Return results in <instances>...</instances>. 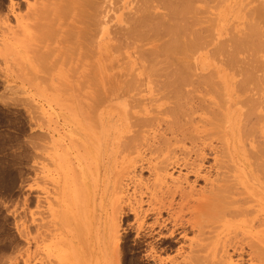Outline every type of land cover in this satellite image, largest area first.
<instances>
[{
	"label": "rangeland",
	"instance_id": "rangeland-1",
	"mask_svg": "<svg viewBox=\"0 0 264 264\" xmlns=\"http://www.w3.org/2000/svg\"><path fill=\"white\" fill-rule=\"evenodd\" d=\"M41 1L45 4L43 8H47L44 16L40 12L43 9ZM134 1L108 0L99 28L98 21L89 20L72 6L68 12L57 9L58 14L54 11L55 6L69 4L65 0H0V264H153L148 262L145 245L141 248L140 259L136 260L134 256L138 223L129 211V200L134 202V197L139 198L142 191L145 200L143 208H148L146 200L150 192L146 187L149 185L152 188L155 179L151 169L146 168L142 173L133 170L139 149V141L134 135L136 119L144 115L145 111L152 114L164 112L167 115L173 105L177 107L183 103L179 105L184 106L182 110H196L198 127L202 132L206 128L202 127L204 123L200 121L201 115L206 116L209 111L206 108H210L209 104L208 107L205 104L207 106L211 101L213 104L216 96L231 99L232 102L226 104L227 109H231L230 105L233 108L243 106L244 109L249 105L243 97L253 95H248V89L243 91L246 86L239 89L240 72L237 71L239 76L233 77L236 73L234 70H238L241 63L238 66L233 64L234 68L229 72L228 68H224V59L220 56L222 65H217L216 61L211 65L216 59V56H212V43L211 49L207 45L206 49H199L194 60V54L188 56L194 64L188 58L186 62L195 68L196 73L192 66L193 70L190 68L194 75H201V72H204L202 75H208L210 72L215 79L222 66L224 74L230 75L232 70L234 73L229 83L223 77L217 80L223 82H220V86L223 84L227 92H222L223 89L215 83L214 87H220L218 90L222 93H213V77L210 83V78L206 76H191V83L178 94L185 98L175 101L179 99L177 94L157 91L159 83L156 84L155 80L156 87L154 82L153 85L149 84V70L145 66L141 67L146 60H137V57L142 48L150 49V44L137 48L136 45L141 43H127L121 31V25L127 21H124L125 13L132 11L133 15L135 11ZM205 1L210 2V8L206 7L208 4L204 6L203 0H198L196 5L193 3V10L199 12L195 14L194 11V17L199 14V20H206V23L201 21L202 25L197 20L200 23L198 28L202 26V32L205 26L204 29L210 32L207 34L205 30L200 36L205 39L215 35L217 40L219 36L224 37L225 41L227 33L234 32L235 36L242 21V28L246 29V11L259 3V0L258 3L256 0ZM212 4L217 7L214 9ZM200 11H206L209 17ZM188 13L190 17L191 12L190 15ZM131 16L126 15L127 18ZM124 25L127 26L126 23ZM244 30L239 32L243 34ZM236 35L238 37V33ZM215 42L218 43L216 39ZM248 53L245 51L242 55L246 57ZM250 53L248 56H251ZM242 55L239 53L238 57L241 59ZM208 56L215 59L212 61ZM257 63L260 62L256 60ZM256 64L253 65L259 67L261 63ZM246 68H243L245 72L249 70ZM255 71H248L251 74H247H258ZM244 78L242 76V82ZM237 82H240L239 86ZM248 82L252 83L250 79ZM263 83L262 79L255 83L259 88L251 89L253 94L257 93L254 96H264V93L261 94L264 91ZM152 86L156 90L151 89ZM174 96H177L176 99ZM206 99H210V102ZM235 103L236 106L233 105ZM226 106H222V110ZM212 108L214 110L215 107ZM244 109L241 107L239 110L243 112ZM249 109L257 110L255 106H248L244 110L246 114L251 113ZM257 112H261V106ZM151 134L149 131L144 132V149H147ZM216 143L219 144V141ZM190 145L189 142L186 144L187 147ZM150 156L148 150L147 157ZM157 156V153L152 154L153 164ZM212 162L210 160V164ZM170 172L173 177H178L187 171L175 167ZM195 186L200 189L204 183L197 182ZM161 187L163 185L156 190ZM120 204L123 205V213L119 211ZM120 214V238H111L108 245L111 252L116 250L119 254L109 256L106 253L105 226L108 221L114 222ZM163 218H167V213H164ZM153 219L154 216H150L148 222L151 223ZM146 231L142 230L141 233L145 234ZM174 254L175 251L161 255L171 257Z\"/></svg>",
	"mask_w": 264,
	"mask_h": 264
},
{
	"label": "bare ground",
	"instance_id": "bare-ground-1",
	"mask_svg": "<svg viewBox=\"0 0 264 264\" xmlns=\"http://www.w3.org/2000/svg\"><path fill=\"white\" fill-rule=\"evenodd\" d=\"M65 1L69 4L65 3L61 6H55L54 11L56 10L58 13L57 9H59L60 12H68L69 7L72 6L82 14H85L89 20L98 21L99 28L101 27L103 8L106 6L108 0ZM139 1L135 0L133 3V6H136L134 8L135 11L133 10V15L132 11H129L130 13L126 12L127 14L125 13L124 21H127L123 22L127 26L123 23L121 31L127 43H141L136 45L137 48L150 44V49L147 46V48L139 49V56H136L137 60L142 59L146 60V62L144 61L145 63L148 62L149 66H146L147 64L143 63V61V66H141V62L138 61L141 67L145 66L149 70L147 76H154V79L151 77L153 81L150 77H147L151 81L148 82L149 84L151 83V85L154 84L155 86L159 83V88V85L155 86L157 91L160 90V92L166 94L173 93L178 95L191 83L193 76L199 75L200 78L201 76L202 78L206 76L210 78L211 83L212 73L208 72V75H202L204 72H201V75H194L193 71L195 72V68L186 61L193 54L192 59L194 60V56L199 49L201 51V49H206L207 46L211 49L212 43L215 46L212 49L215 50H209L213 54L211 52L208 53H211L212 56L214 55L213 57L216 56V59L213 57L211 59V56H208L212 61L215 59L211 65H214L215 61L218 65L221 59H224L225 63L223 61L221 63L223 62L224 68H228L230 72V69L234 68V65L237 64L236 66H238L241 63L242 66L239 67L242 71L238 67V70H234L236 73L233 77L239 76L238 72H240L241 80L239 81L241 83L237 82V85L239 86L240 83L242 86L240 85L239 89H243L246 86V89L244 88L243 91H247L248 89L250 91L248 95L249 93L253 95L243 97L246 100V104H249L248 106L250 107L255 106L257 110L261 106V112L249 109L251 113L246 114L244 110L248 106H244L246 108L244 109L240 104L238 105L244 109L242 110L243 112L239 110L241 107L233 108L232 105H230L231 109H227L226 104L232 101L226 98L227 96L224 97L225 94H223L225 99H220L216 96V98L214 97L216 100H213V102L215 101L213 104H211L212 101H209L210 99H206L207 102H210H206L207 106L203 103L205 107H208L209 104L210 108H215L214 110L213 108H206V111L209 110L207 113H211L209 117H206L208 114L206 116L203 115L204 117L201 115L200 121L204 123L202 127L206 128L202 132H200L198 127L196 110L193 108L182 110L184 106L179 105L183 103L178 104L177 107L173 105V108L169 110L167 115L161 111H158L161 113L157 114L145 111L144 115L136 119V131L134 135L139 141V149L135 157L133 170L135 173L137 171L142 173L146 168L151 169L155 175V179L152 188L149 185L146 187L150 192L149 198L146 200L148 208H143L145 200L142 191L139 198L134 197V202L129 200V211L134 215L138 223L134 256L136 260H139L142 253L141 248L145 245L147 247L145 254L148 262H152L153 264H264V112H262L264 111L262 108V105H264L262 97L264 96H254L257 93L253 94L251 91V89L257 90L256 87L259 88L255 83H258L261 79L264 80V74L262 75L264 71V60L262 57H264V54L259 53L261 56L258 54V51L264 53V0H259V3L256 0L258 3L256 7L254 8L255 5L251 6V10L249 8V11H246L247 14L245 16H247V19H244L247 20V23L245 22L246 26H244L247 30L243 29L242 21L240 27L243 28L238 29L241 32L243 30L245 32L242 34L236 29L235 36H233L234 32H230L229 30L231 37L227 33V41L224 40V37L219 38V36L217 40V36L215 35H210L211 37L209 38L205 35L207 39H204V36H200L207 29H204V26L201 32L202 26L200 27V25L203 24V22L201 23L203 18L199 20V14L196 15V18L194 17L195 14L199 13L196 12L197 9L193 10L194 4L198 0H142L141 3ZM203 1L205 2L204 6L206 4H208L206 7L210 6V2L206 3L207 1ZM136 2L139 5H136ZM217 2L220 3L219 0ZM41 5L42 8L45 7L44 1H41ZM215 5L218 4L216 3ZM216 7L214 6V9ZM244 8L248 9L247 6H244ZM159 10H164V12ZM203 10H207V8H203ZM40 12L43 16L46 15L47 8L41 9ZM188 12H191V15L195 14L191 16ZM200 12L202 14L206 13V11ZM126 15L132 16L127 18ZM206 15L208 14L206 13ZM206 17L208 18L209 15ZM191 18L193 21L190 23ZM189 19L191 20L188 21ZM203 21L206 23V20ZM209 21L211 22L212 20ZM198 23L200 24V28H198ZM205 23L204 25H206ZM199 31L200 34H198ZM208 32L206 33L210 34ZM214 33L212 32V34ZM214 38L218 42L217 44ZM198 46H201V48H198ZM143 49H147V51H143ZM245 51L249 53L253 51V54L250 53L253 57L254 55L257 56V52L258 59L261 57L260 61L257 57H254L256 58L254 61L253 57L248 56L249 53L246 54V57L242 55ZM239 53L243 57L241 59L244 61V64L242 61H239ZM188 56L191 57L189 58ZM220 56H222L221 59ZM249 58L251 59V66H249ZM192 59L190 60L192 61ZM256 60L261 63H257L258 65H263L260 68V70L263 69L262 72L258 70L260 65L259 67L253 65L256 64ZM191 63L194 64L193 61ZM221 63L220 66L222 65ZM243 65L248 67L249 70ZM223 66L217 73L218 78L223 77L224 81L229 83L228 80L233 71L231 70L230 75L228 73L224 74L222 70ZM188 67L193 71L189 70ZM242 67L246 68L247 71L245 72V69ZM255 67L258 68L255 69ZM251 70L252 72L258 70L257 73L259 75H248L251 74V72H248ZM242 72L248 73V79ZM213 73L215 74L216 70ZM254 75L258 77H254ZM242 76L243 78L245 76L244 82H242ZM259 76L262 78L260 79ZM199 77L198 79H200ZM218 78H214L212 85L210 84L214 88L213 93L226 91L223 88V84L220 86V82L222 81L217 82ZM249 79L252 83L248 82ZM152 82L154 83L152 84ZM215 83L217 87L220 86L223 90L219 91L220 87L216 89L215 85H213ZM253 86L255 89L252 88ZM263 88L258 90L261 92ZM241 92L240 94L243 93ZM263 93L264 91L261 94ZM217 95L219 96L220 94L218 93ZM174 97L176 99L177 96ZM178 97L179 99L177 98L175 101H182L183 99L181 100V98H185V96L180 97L179 95ZM215 103L217 109L219 108L218 110ZM210 105L213 106L211 107ZM233 105L236 106L237 104ZM222 106H226V108L224 107V110H222ZM219 122L220 125L218 124ZM146 131L152 134L147 142V149H144L142 141L146 137V134L144 135ZM203 132L205 133L203 134ZM214 141H219V144ZM188 142L191 144L189 147L186 146ZM148 150L151 154L150 157H147ZM155 153L158 156L156 157V163L153 164L152 154ZM210 160H213L211 164ZM175 167L184 168L187 172L180 174L178 177H173L170 169ZM138 181L142 182L141 178H138ZM197 182H203L204 187L196 189L195 185ZM162 185L163 187L160 190H156L157 187ZM135 188H137L136 185ZM119 211L123 213L122 204H120ZM164 213H167L166 219L163 218ZM150 216H154L151 223L148 222ZM121 221L120 214L114 222L108 221L106 223L104 236L106 253L109 256L119 254L116 250L111 252L108 245L111 238L119 240L120 234L118 233ZM142 230L147 231L145 234H142ZM173 251L176 254L171 257H163L161 255L162 253Z\"/></svg>",
	"mask_w": 264,
	"mask_h": 264
}]
</instances>
